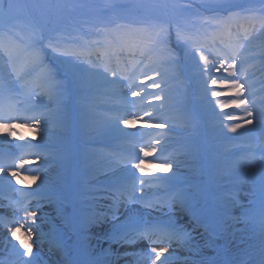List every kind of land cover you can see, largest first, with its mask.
Masks as SVG:
<instances>
[{
	"label": "rangeland",
	"instance_id": "374dc122",
	"mask_svg": "<svg viewBox=\"0 0 264 264\" xmlns=\"http://www.w3.org/2000/svg\"><path fill=\"white\" fill-rule=\"evenodd\" d=\"M3 4L4 7H0V44H10L17 56L32 61L31 69L49 75L53 85H61L55 90L62 99L66 125L63 130L54 132L56 136L25 126L5 128L3 125L15 123L0 121V140H5V145L11 148V151L4 153L0 146V166H4L8 172L17 170L15 164L21 160L36 161L19 171L25 177L41 176L35 183L21 179L17 184L11 176L0 174V182L8 177L11 186L17 187L14 190L0 188V193L13 200L25 197L28 202L40 198L54 210L46 218L45 224L51 227L62 252L57 257L56 247H45L42 253L49 255L47 261L50 264H117L113 254L95 252L91 248L90 234L93 230L86 221L94 213L97 200L109 194L107 187L113 186L111 180L116 178L131 182L140 175L131 168V164L143 157L140 153H132V148L147 149L152 141L158 139L168 147V153L166 157H150L149 162L167 161L175 168L168 174L159 167L152 171L165 175L164 182L181 194L180 202L186 208V219H178L180 212L173 206L174 203L170 204V208L161 204L165 197L163 191L151 199L154 204L163 207V211L145 208L138 202H128L127 195L121 200L117 214L101 227L106 231L110 228L106 240L121 246L125 244L121 238L130 228L145 221L148 224L166 223L173 228L185 229L187 236L191 237L190 241L185 242L184 236V245L187 259L192 264H257L264 242V209H251L250 205H253L255 197L264 199L260 166L264 152L261 150V154L257 153L250 163L253 171H256L253 177L250 175L240 180L233 168L236 157H229L230 162H226L228 159L224 151L249 138L255 141L264 138L260 116L254 115L252 125L231 133L228 127L243 123V120L211 123L208 102L193 97L194 107L185 115L187 125L176 130L145 128L138 122L130 127L121 123L101 125L81 119V107L73 104V94L84 90L89 80L81 69L84 63L78 62L79 65L74 66L77 61L75 57L65 58L64 53L52 50L49 44L68 46L65 43L69 40L77 44L87 41L95 43L106 32L105 25L111 28L118 23H126L150 27L154 31L159 52L167 54L161 59L168 70L164 75L174 74L172 68L175 67L187 75L190 69L182 54L190 48L192 35L203 22H217L219 19L217 13L206 10L238 5L239 8L246 7L243 15L250 8L257 13L249 16L264 20V0H3ZM9 4L12 7L6 12L5 7ZM161 35H165V39ZM240 36L234 40L249 42L252 39L248 32ZM255 38H260L264 43V35L258 33ZM19 46L21 50L17 49ZM92 61L96 63V60ZM63 71L67 75L62 74ZM204 81L202 79L197 83ZM183 82L176 84V87L179 91L182 89L183 94H188L189 89L185 87H191L192 83L187 85ZM242 118L248 117L244 115ZM9 132H14V135H8ZM116 145L127 148L119 151L115 149ZM34 146L44 151L41 156L34 158L32 151L28 150ZM216 149L220 154L213 152ZM56 150L67 155L54 160L49 153ZM39 161L47 164L34 168ZM157 187L154 184L153 189ZM18 216L24 215L20 212ZM239 221L244 223L240 229ZM19 224L21 222L16 221L11 226H5L8 236L0 244V249L4 248L0 250V264H15L2 258L5 252L22 253L24 249L20 240L30 243L27 229L25 233L17 232L19 239L11 236V231ZM206 246L210 247L212 253L204 252ZM33 247L35 252L39 251V248ZM151 247L158 250L156 245L147 243L137 247L130 253V262L151 264V260L144 256ZM214 254L217 256L212 257ZM36 261L35 253L30 264H37Z\"/></svg>",
	"mask_w": 264,
	"mask_h": 264
},
{
	"label": "bare ground",
	"instance_id": "6f19581e",
	"mask_svg": "<svg viewBox=\"0 0 264 264\" xmlns=\"http://www.w3.org/2000/svg\"><path fill=\"white\" fill-rule=\"evenodd\" d=\"M211 12L217 13V10ZM230 14L225 19V22L221 20L219 26L215 28L213 27L214 22H203L192 35L190 48L182 54L184 62L189 65L190 69V74L187 75L181 73L176 67L172 68L174 74L164 75L168 70L162 65L161 59L167 54L159 52V46L155 38L151 36L147 27L144 28L140 25L118 23L109 28V37L98 39L99 43L97 45L90 44L91 42L88 41L85 44H77L69 40L65 43L68 46H52L50 44L49 46L52 50L65 53L67 58L71 56L77 60L87 61L81 69L89 80L84 90L73 94V104L81 107L79 110L81 119L91 120L101 125H115L119 124L121 119L143 117V121L137 120L139 125H143L145 122L162 124L163 126L158 128L163 129L168 125L176 130L187 125L188 118L185 115L190 111L191 107H194L193 97H197L201 98L203 102H208L209 108H211H207L210 110L208 116L210 114L209 121L211 123L221 121L235 122L237 120H228L226 117H242L246 115L245 108L253 111L255 116H258L257 113L264 111V43L260 38H255L258 33L264 35V20L252 19L246 22L249 26V34L252 36L249 42L244 40L242 43H238V41L233 39L232 41L234 42H232L230 40L232 36L227 37L229 33H242L246 29L245 24L242 26L237 25L236 19L240 15L234 14V16H230ZM241 23L242 20L239 24ZM218 34L221 35V42L216 44V46H211L215 38L219 40L216 37ZM15 52L14 48L12 49L10 46L4 47L0 44V121L14 122L16 127L25 126L34 129V122L41 120L44 124L38 129L40 132L54 133L63 130L66 122L64 120V112H62V99L58 96L56 90L54 92L50 91L51 86H53L51 77L31 69L30 62L32 61L17 56ZM88 53L93 57L95 56V59L99 56L104 61L97 59L95 63L89 60ZM255 54L262 55L256 56ZM201 56L205 57V60L202 61L200 59ZM140 58H142L141 61ZM222 60L225 65L232 62V60L236 61L235 76H229L223 70L221 66ZM217 67L220 68V71L215 70ZM184 72H186V68ZM146 76L152 79L142 84L141 81ZM202 79H205V81L198 84L197 82ZM212 79L225 81L226 83L232 80L242 82L244 84L243 98L247 101V104L241 108L234 106L221 108L220 105H231V101L237 99V97L230 94L232 92L230 88L221 87L219 83L212 85ZM181 81H184L183 83L187 85L190 82L192 83L191 87L190 85L184 86L185 89H189L188 94H183L181 92L182 89L179 91L178 87H176V84ZM153 82L159 84L160 87H149ZM213 90L221 92V95L218 98H213L211 95ZM133 91L139 92L140 95L133 97L131 95ZM156 95L161 96L162 99L153 100L152 97ZM4 99H6V103H3ZM150 101L151 103H149ZM146 112L152 113V116H145ZM60 121H63V123H60ZM0 146L3 147L2 151L4 153L11 151V148L5 145V140H0ZM153 146L152 141L148 148ZM115 148L119 151H124L127 147L117 146ZM224 148L221 149V152H223ZM139 149L140 147H133L131 152L139 155ZM157 149L155 156L166 157L168 147L160 143ZM28 150L32 151L34 158L38 155L41 156L44 152L35 146ZM261 150L264 152V138L257 141L249 138L239 144H235L233 149L230 147L225 148L224 155L227 156V159L233 156L236 157L233 161V168L241 180L244 177H250V175L253 177L256 173L250 163L254 156L258 155L257 153H262ZM215 151L219 153L218 149ZM226 162H230V159L226 160ZM44 164H47V162L39 161L34 168ZM8 177H4L1 180V189L14 188L10 184V177ZM110 182L113 183V186L107 187L109 194L97 200L94 213L86 221L93 230V233L90 234L91 248L95 252L113 254L116 257L117 264H133L130 262L132 259L130 253L137 247L144 246L147 240H156L158 250L167 248L172 252L169 264H192L187 259L184 236H181L179 242L174 239L169 244V241L159 232L153 231L134 240L125 241V244L121 246H117L116 243L111 241L108 242L106 238L110 233V228L106 231L101 227L103 224H107V220H112L111 217L117 214L120 209L119 205L122 202L115 208L114 215H112L113 198L117 195L114 192V188L130 183L129 181L123 182L116 178ZM114 183H116L115 186ZM154 184L147 186V188L152 190L148 194L150 200L158 195L153 194L155 192V189H153ZM262 193H264V189ZM127 194L130 195L129 193H124L122 199ZM252 203L253 205H250L251 209H264V199L261 196L259 198L255 197ZM29 205L40 209L39 219L36 221L37 225L34 226L36 233H33L32 238L29 239L30 243L36 240L40 245L37 247L39 251L35 252L36 263L50 264L47 261L49 255L44 256L42 250L45 247H56L57 257L61 256L62 250L51 227L45 224L46 218L54 210L40 198H36L32 202L26 201L25 197L13 201L10 200V196L6 199V197L0 195V244L8 236L5 226H11L12 223L17 221L21 222L19 225H23L20 231L25 233L29 230L28 225L32 224V221L25 219L26 213L21 211L22 208H27ZM173 206L178 208L180 212L178 219L180 221L185 220V206L181 202H175ZM20 212L24 215L23 217L18 216ZM239 222H241L238 226L240 229L244 223L243 221ZM98 226H100V229H97L99 228ZM162 226L173 228L166 223H163ZM0 250H4V248L2 247ZM204 252L212 253L209 246H206ZM20 254L11 255L6 252L2 258L9 261L13 260L16 264H22ZM56 260L60 262L59 259ZM26 264H29V262H26ZM257 264H264V242Z\"/></svg>",
	"mask_w": 264,
	"mask_h": 264
},
{
	"label": "snow or ice",
	"instance_id": "6c2138e0",
	"mask_svg": "<svg viewBox=\"0 0 264 264\" xmlns=\"http://www.w3.org/2000/svg\"><path fill=\"white\" fill-rule=\"evenodd\" d=\"M0 7H4L3 0H0ZM12 7L11 4L7 5L5 7V11L7 12L10 8ZM200 59L203 61L205 60V57L201 56ZM221 66L223 67V70L229 75V76H235V67H236V61L232 60V62L227 63L225 65L224 61H221ZM216 71H220V68L217 67L215 69ZM207 71V69H205ZM152 79L151 77H145L144 80L141 81V83H145V81ZM219 85L221 87H227L232 89V92L230 94L234 95L237 97V99H234L231 101V105H220L221 108L229 107V106H234L236 108H241L242 106L247 104V101L243 98V93H244V84L242 82H239L237 80H232L231 82H225V81H217L215 79L211 80L212 85ZM57 87H61V85H53L50 88V91L54 92ZM151 88H159L160 85L153 82L152 84L149 85ZM133 97H136L140 95L139 92L133 91L131 93ZM211 95L213 98H218L221 95V92L213 90L211 92ZM153 100H161L162 97L159 95H156L152 97ZM151 103V101L149 102ZM246 116L248 117L247 119H244L242 117H236V116H228L226 117L228 120H243V123H235L232 124L230 127H228V132L231 133H236L238 129L244 128L246 125H252L255 119L254 112L248 110L245 108ZM257 115L260 116L261 118V127L264 129V111H261L257 113ZM145 116L151 117L152 113L146 112ZM143 121V117H131L127 119H121L119 123L124 125L125 127H130L134 126L137 122V120ZM60 123H63V121H60ZM44 124L43 121L41 120H36L33 124L34 130H38L42 127ZM5 128H13L15 125L12 124H6L3 125ZM143 126L145 128H151V127H162V124H149V123H144ZM8 135H14V132H9ZM33 139H36L35 136H33ZM160 144V140H154L153 141V147L151 148H140L139 153L143 157V159L137 160V162L131 164V168L135 169L137 173H140L139 176H136L130 183H125L121 186H118L114 188V192L117 194L114 196V203L112 206V215H114L115 208L120 204L121 199L124 195V193H129L130 195L128 196V202L131 203H141L145 208L148 209H158L163 211V207H160L156 204H154L151 200H148L146 197L151 189L147 188L149 184H157L158 187L155 189V192L153 193L154 195L163 191L165 193L164 199L161 201V204L168 205L170 208L171 203L175 202H180L182 200V196L179 192L171 189V187L164 182V176L165 175H157L152 171L153 168L159 167L163 173L168 174L170 173L174 168L175 165H169L167 161L164 162H155L151 161L149 162L150 157H155L157 153V146ZM67 154L62 153L58 150L53 151L49 153V156L56 160L61 157H65ZM147 162V163H146ZM30 163H36V161H28V160H21L19 163L15 164V169L13 171H8L6 172L4 166H0V174H4L6 176H11L13 179H16V183L19 184L21 179H29L33 183H35L37 180L41 179V176L37 175H31V176H22L21 172L19 169L24 168L25 165H28ZM261 184L262 187H264V153H262V160H261ZM138 182V183H137ZM137 192L140 194L137 195ZM22 211L26 213L25 219L31 220L32 224L28 225V237L29 239L32 238L33 233L35 232L34 226H36V221L39 219V207L33 208L31 205H29L27 208H22ZM21 227L23 225L16 226L12 231H11V236L19 239L17 237V232L21 230ZM153 231L159 232L165 239L169 241V244H171L172 240H177L178 242L181 239V236H186V241L188 242L191 240L190 236H187L185 229L183 228H169L167 226H162L160 224H148V223H143L139 226H134L130 228L127 232L124 233L122 236L121 240L124 241H131L136 239L137 237H141L143 235L149 234ZM54 235V234H53ZM20 245L24 249V251L20 254L22 257H28L26 260H22V264H26V262H30L33 260L35 256V251H34V245L35 247H39L40 245L37 243L36 240H33L32 243H27L24 240H20ZM144 256L146 259L151 260V264H169L170 257L172 256V252H170L167 248H161L160 250H157L155 247H151L150 252L144 253Z\"/></svg>",
	"mask_w": 264,
	"mask_h": 264
}]
</instances>
